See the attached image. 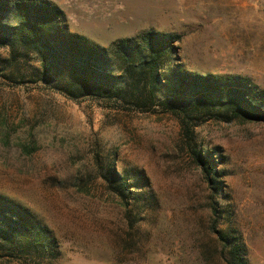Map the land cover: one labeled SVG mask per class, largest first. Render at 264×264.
Listing matches in <instances>:
<instances>
[{
  "label": "rangeland",
  "instance_id": "374dc122",
  "mask_svg": "<svg viewBox=\"0 0 264 264\" xmlns=\"http://www.w3.org/2000/svg\"><path fill=\"white\" fill-rule=\"evenodd\" d=\"M36 1L59 6L70 33L92 44L166 34L180 73L175 92L164 79L157 105L143 110L71 98L58 88L68 70L60 59L0 45V222L29 211L47 226L60 250L47 264H227L221 235L246 245L249 264H264V120L222 118L197 90L208 75L220 89L236 78L264 90V0ZM107 61L124 85L123 61ZM165 101L200 107L189 134ZM191 145L214 158L217 191ZM108 170L127 177L125 198ZM23 261L0 240V264Z\"/></svg>",
  "mask_w": 264,
  "mask_h": 264
},
{
  "label": "trees",
  "instance_id": "16d2710c",
  "mask_svg": "<svg viewBox=\"0 0 264 264\" xmlns=\"http://www.w3.org/2000/svg\"><path fill=\"white\" fill-rule=\"evenodd\" d=\"M138 40L147 46L135 49ZM0 45L34 52L41 56L40 60L44 63L60 59L68 70L64 75V85L58 88L71 98L90 95L110 102L132 104L143 110H152L157 105V91L161 90L164 79L167 80L165 86L174 91L176 74L180 73L179 69L170 66L173 49L168 35L145 32L138 37L114 42L110 47L92 44L87 38L70 33L64 11L48 1L0 0ZM112 53L123 61V71L128 75L122 86L103 69L109 64L107 57L110 58ZM166 65L171 68L169 74L162 71ZM200 79L197 90L208 100V107L214 114L219 110L222 118L227 116L229 120H264V90L248 86L236 78L222 80L223 89L212 81V75ZM163 105L178 117L182 130L189 134L192 114L197 113L200 107L182 103L180 107L173 108L171 101H165ZM190 147L208 184L217 191L219 181L214 158L208 153H198L192 145ZM104 178L125 198L129 189L127 177L108 170ZM20 214L22 217L11 219L9 224L0 222V240L4 241L6 249L18 250L23 264L57 262L60 250L52 231L31 212ZM219 240L227 264H249L246 245L240 239L233 235H221Z\"/></svg>",
  "mask_w": 264,
  "mask_h": 264
}]
</instances>
